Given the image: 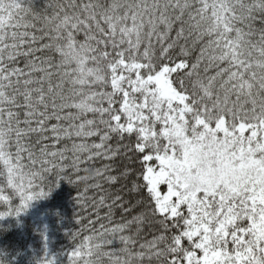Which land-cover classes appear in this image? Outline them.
I'll list each match as a JSON object with an SVG mask.
<instances>
[{
  "label": "snow or ice",
  "instance_id": "snow-or-ice-1",
  "mask_svg": "<svg viewBox=\"0 0 264 264\" xmlns=\"http://www.w3.org/2000/svg\"><path fill=\"white\" fill-rule=\"evenodd\" d=\"M33 5L0 0V220L65 181L67 264H264V0Z\"/></svg>",
  "mask_w": 264,
  "mask_h": 264
},
{
  "label": "trees",
  "instance_id": "trees-1",
  "mask_svg": "<svg viewBox=\"0 0 264 264\" xmlns=\"http://www.w3.org/2000/svg\"><path fill=\"white\" fill-rule=\"evenodd\" d=\"M33 6L39 11L46 0H34ZM76 196V188L61 181L46 199L33 201L25 214L0 220V264H38L45 252L57 264H67L66 254L73 248L71 236L81 227ZM105 211L101 209L100 215ZM115 219H120L119 212ZM108 247L118 251L121 244L114 240Z\"/></svg>",
  "mask_w": 264,
  "mask_h": 264
}]
</instances>
